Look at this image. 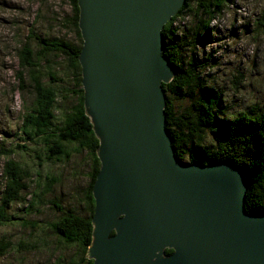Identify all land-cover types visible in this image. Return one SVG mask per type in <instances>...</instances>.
<instances>
[{
  "label": "water",
  "instance_id": "95a60500",
  "mask_svg": "<svg viewBox=\"0 0 264 264\" xmlns=\"http://www.w3.org/2000/svg\"><path fill=\"white\" fill-rule=\"evenodd\" d=\"M184 2L77 0L83 108L100 162L93 264H264V212L245 211L246 173L179 161L165 129L162 84L175 67L161 31Z\"/></svg>",
  "mask_w": 264,
  "mask_h": 264
},
{
  "label": "rangeland",
  "instance_id": "374dc122",
  "mask_svg": "<svg viewBox=\"0 0 264 264\" xmlns=\"http://www.w3.org/2000/svg\"><path fill=\"white\" fill-rule=\"evenodd\" d=\"M70 9L67 0H0V194L7 161L19 164L27 176L28 186L22 193L26 200L12 199L4 209L8 216L25 219L27 224L0 226V237H7L10 242V249L0 257V264H69L73 257L78 258L79 250L53 233L51 224L67 213L85 214L83 201L89 182L90 159L84 151L75 152V144H65L69 159L47 161L44 143L35 138L28 140L21 132L24 114L33 106L34 97L27 75L23 74V84L18 78L17 56L24 43H28L34 52L38 49L37 42L26 38L31 29L43 37L75 41L69 24ZM262 19L264 0H237L212 22L213 39L196 50L194 71L200 73L201 68L196 67H202L204 63L207 70H201L202 89L195 87L198 81L191 80L193 86L188 94L192 100L202 97L203 88L218 85L223 93L220 111L226 115L228 112L232 115L245 112L253 105L264 108V35L258 26ZM184 21L190 23L187 17ZM185 55L184 59L188 60L192 54L186 52ZM48 59L50 67L46 66L45 60L39 65L42 73L46 74L49 68L59 79L50 84L47 76L43 78L45 84L56 91L52 122L59 125L75 103L72 91L76 87L66 61L57 59L59 64L55 65L53 56ZM201 60L204 63L199 64ZM210 64L213 66L209 67ZM184 93L182 98L170 96L176 110L190 107L191 101L186 97L187 92ZM10 150L13 153L7 154ZM98 163L100 168L99 160ZM34 193L39 197L35 198L36 213L25 214ZM54 205H58L60 211ZM85 257L93 264V260L87 258V249Z\"/></svg>",
  "mask_w": 264,
  "mask_h": 264
},
{
  "label": "trees",
  "instance_id": "16d2710c",
  "mask_svg": "<svg viewBox=\"0 0 264 264\" xmlns=\"http://www.w3.org/2000/svg\"><path fill=\"white\" fill-rule=\"evenodd\" d=\"M67 1L71 6L69 24L72 25L75 41L43 37L36 35L34 29H31L27 38L37 42L38 49L34 52L28 43H24L17 52L20 71L18 78L23 84V74L27 75L34 97L33 106L25 113L21 132L28 140L35 138L44 143L48 153L45 154L47 161L69 159L70 155L65 144H75V152L84 151L89 157V182L83 201L85 214L79 216L67 213L51 224V230L59 235L64 243L74 244L79 250L78 258L73 257L69 264H92V261L86 259L85 253L92 233L91 217L94 201L91 189L99 169L96 158L98 140L93 134L92 125L83 108V90L78 63L82 41L77 26L79 14L77 0ZM236 1L185 0L177 15L163 27L161 31L164 40L163 55L175 67L176 73L170 83L162 86L166 97L165 126L172 135V146L179 161L198 162L204 165L225 161L242 169L249 180L244 206L248 212L258 213L264 212V108L253 105L245 112L234 115L228 112L229 115H226L224 111H220L223 93L218 85L216 88H213V85H210L212 88L209 89L203 88L202 95L200 94L202 97L195 100H192L188 94L189 88L193 86L192 79L198 81L197 86L194 85L196 88L202 89L203 85L199 82V78H201V70L206 69L204 60L199 62V64L204 63L202 67H196L201 68L200 73L194 71L197 48L205 47V43L213 39L212 22L227 6L233 5ZM185 17L190 20L189 24L184 21ZM263 21L264 19L258 23L259 28ZM186 52L192 54L188 60L184 59ZM48 56L54 57L55 65L59 64L57 59L66 61L67 69L71 72L76 87V90L72 91L75 103L59 125H54L52 122L56 91L50 85H46L43 78L47 76L50 84L58 82L59 79L49 71V68L45 71L46 74L42 73L41 64L39 65V62L45 60L48 63L46 66L50 67ZM211 66L213 64L209 65ZM184 92H187L186 97L191 101L190 107L176 110L170 96L182 98ZM11 152L12 150L7 154ZM3 180L4 187L0 194V226L7 223L11 225L19 223L25 226L27 224L25 219L8 216L4 209L12 199L26 200V195L22 193L28 188L27 176L19 164L7 161L3 170ZM35 198L39 197L34 193L28 201L27 209L24 210L25 214L36 213ZM54 207L59 211L61 209L58 205ZM9 249L10 242L7 237H0V257Z\"/></svg>",
  "mask_w": 264,
  "mask_h": 264
},
{
  "label": "bare ground",
  "instance_id": "6f19581e",
  "mask_svg": "<svg viewBox=\"0 0 264 264\" xmlns=\"http://www.w3.org/2000/svg\"><path fill=\"white\" fill-rule=\"evenodd\" d=\"M176 15H177V14H176ZM176 15H175V16H176ZM169 22H170V21H169ZM169 22H168V23H169ZM26 38H27V37H26ZM26 41H27V40H26ZM34 43H35V42H34ZM43 57H44V56H43ZM40 63H41V62H40ZM47 64H48V63H47ZM35 68H36V67H35ZM45 69H46V68H45ZM36 73H37V72H36ZM173 78H174V76H173ZM171 81H172V80H171ZM171 81H170V82H171ZM30 82H31V81H30ZM170 82H169V83H170ZM163 85H166V84L163 83L162 86H163ZM197 89H198V88H197ZM194 90H195V89H194ZM194 90H193V91H194ZM163 91H164V90H163ZM191 93H192V92H191ZM192 94H193V93H192ZM29 95H30V94H29ZM164 95H165V93H164ZM165 99H166V97H165ZM29 101H30V100H29ZM25 102H26V101H25ZM27 103H28V102H27ZM24 106H25V105H24ZM25 107H26V106H25ZM165 107H166V106H165ZM177 108H178V107H177ZM24 110H25V109H24ZM29 110H30V109H29ZM164 112H165V110H164ZM165 114H166V113H165ZM24 115H25V114H24ZM166 115H167V114H166ZM23 118H24V117H23ZM165 119H166V118H165ZM179 120H180V119H179ZM20 122H21V121H20ZM20 126H21V125H20ZM18 127H19V126H18ZM165 129H166V126H165ZM179 134H180V133H179ZM60 136H61V135H60ZM171 136H172V135H171ZM16 138H17V137H16ZM172 139H173V138H172ZM184 139H185V138H184ZM91 141H92V140H91ZM83 145H84V144H83ZM177 145H178V144H177ZM174 146H175V145H174ZM172 147H173V146H172ZM95 148H96V147H95ZM173 151H174V149H173ZM254 151H255V150H254ZM89 153H90V152H89ZM221 155H222V154H221ZM174 156L176 157L175 151H174ZM176 158H177V157H176ZM97 159H98V158H97ZM181 162H182V161H181ZM183 163H185V164H191V163H186V162H183ZM213 163H214V162H213ZM208 164H210V163H207L206 165H208ZM9 165H10V164H9ZM95 167H96V166H95ZM98 170H99V169H98ZM257 179H258V178H257ZM251 193H252V192H251ZM244 208H245V206H244ZM245 211L247 212L246 208H245Z\"/></svg>",
  "mask_w": 264,
  "mask_h": 264
}]
</instances>
